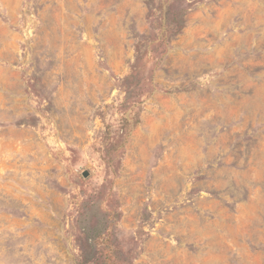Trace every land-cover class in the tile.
<instances>
[{
  "label": "rangeland",
  "instance_id": "1",
  "mask_svg": "<svg viewBox=\"0 0 264 264\" xmlns=\"http://www.w3.org/2000/svg\"><path fill=\"white\" fill-rule=\"evenodd\" d=\"M107 250L264 264V0H0V264Z\"/></svg>",
  "mask_w": 264,
  "mask_h": 264
},
{
  "label": "trees",
  "instance_id": "2",
  "mask_svg": "<svg viewBox=\"0 0 264 264\" xmlns=\"http://www.w3.org/2000/svg\"><path fill=\"white\" fill-rule=\"evenodd\" d=\"M102 235L103 232L97 230L92 232L91 235L87 237V239L94 244L96 241H98L101 238ZM74 264H94V263H89L87 258L83 259V251H82L81 260L76 261ZM100 264H129V262H126L123 259H117V256L114 254V251L107 250L105 259Z\"/></svg>",
  "mask_w": 264,
  "mask_h": 264
},
{
  "label": "water",
  "instance_id": "3",
  "mask_svg": "<svg viewBox=\"0 0 264 264\" xmlns=\"http://www.w3.org/2000/svg\"><path fill=\"white\" fill-rule=\"evenodd\" d=\"M88 175H89L88 171H83V172H82V177L85 178V177H87Z\"/></svg>",
  "mask_w": 264,
  "mask_h": 264
}]
</instances>
